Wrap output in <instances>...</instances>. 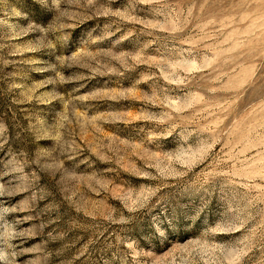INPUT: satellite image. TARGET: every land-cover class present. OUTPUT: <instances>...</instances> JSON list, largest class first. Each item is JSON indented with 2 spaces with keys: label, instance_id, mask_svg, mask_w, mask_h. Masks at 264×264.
I'll list each match as a JSON object with an SVG mask.
<instances>
[{
  "label": "rangeland",
  "instance_id": "rangeland-1",
  "mask_svg": "<svg viewBox=\"0 0 264 264\" xmlns=\"http://www.w3.org/2000/svg\"><path fill=\"white\" fill-rule=\"evenodd\" d=\"M0 264H264V0H0Z\"/></svg>",
  "mask_w": 264,
  "mask_h": 264
}]
</instances>
